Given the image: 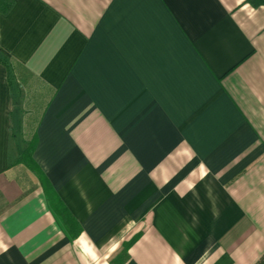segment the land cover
<instances>
[{"label":"crops","instance_id":"obj_1","mask_svg":"<svg viewBox=\"0 0 264 264\" xmlns=\"http://www.w3.org/2000/svg\"><path fill=\"white\" fill-rule=\"evenodd\" d=\"M0 264H264V4L0 13Z\"/></svg>","mask_w":264,"mask_h":264},{"label":"trees","instance_id":"obj_2","mask_svg":"<svg viewBox=\"0 0 264 264\" xmlns=\"http://www.w3.org/2000/svg\"><path fill=\"white\" fill-rule=\"evenodd\" d=\"M253 6H259L264 4V0H248ZM15 0H0V13H8L11 8L14 6ZM36 145V140L30 142L29 147L23 152L20 161L26 162L30 164V159L33 158V152ZM48 198L51 204V207L53 208L54 212L59 216L60 220L64 224H66V217L64 216V210H61L59 207L55 205L54 202V196L48 193Z\"/></svg>","mask_w":264,"mask_h":264}]
</instances>
